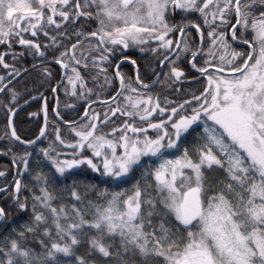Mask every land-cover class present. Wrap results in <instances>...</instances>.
Wrapping results in <instances>:
<instances>
[{
    "label": "snow or ice",
    "instance_id": "6c2138e0",
    "mask_svg": "<svg viewBox=\"0 0 264 264\" xmlns=\"http://www.w3.org/2000/svg\"><path fill=\"white\" fill-rule=\"evenodd\" d=\"M41 34L50 41L44 48ZM14 43L40 60L44 77H53L47 63L64 70L51 91L67 79L73 97L105 108H86L78 120L56 110L68 130L62 136L55 124L46 131L45 101L40 136L21 141L12 117L22 97L13 82L29 70L15 67V52L12 64L0 53V94L9 98L0 106L11 139L25 146L12 156L13 186L0 193L31 216L0 239V264H264V0H0V45ZM130 47L155 59L160 71L145 69L151 84L124 51ZM125 62L135 67L134 81ZM183 65L204 78L201 89L172 87L176 99L150 94L164 81L183 83ZM81 67L97 74L101 91L111 88L105 100L86 87ZM46 135L53 137L46 147L27 150ZM87 171L98 183L81 179ZM7 215L0 206V221ZM30 235L43 237L39 251Z\"/></svg>",
    "mask_w": 264,
    "mask_h": 264
},
{
    "label": "trees",
    "instance_id": "16d2710c",
    "mask_svg": "<svg viewBox=\"0 0 264 264\" xmlns=\"http://www.w3.org/2000/svg\"><path fill=\"white\" fill-rule=\"evenodd\" d=\"M197 23H199V20H196ZM233 22V21H232ZM82 24L88 23V22H81ZM94 29L96 27V24L91 25ZM69 27H72V25H69ZM202 27H204L202 25ZM251 32V30H249ZM54 34V33H52ZM26 39H32L33 37L26 33L25 34ZM188 38H195L197 44H199V37L198 33L192 30H189L188 32ZM174 39H180L179 34L174 37ZM249 39H251V36H249ZM37 42L41 44L42 48H44L45 45L49 44L50 41L48 38L44 37L42 34L37 39ZM74 42V41H73ZM94 43V42H93ZM86 46V45H85ZM151 47H155V42H151ZM233 47L237 50H242L238 44H233ZM128 55H131L132 58L137 60V64L140 65L141 68V79H144L145 83L151 84L152 79H155V77H152L151 79L146 78L145 76V69L148 73H151L152 71H160L159 68L156 67V61L153 59L152 54L148 52V49L145 48V52L141 53L139 47H130L127 50H124ZM15 52L16 55V63L15 67L20 68L23 66L24 68H31L28 71V74L23 76L22 78H19L16 82L13 83L14 87L18 92L21 94V99L19 100V104L25 102L31 97H39V100L30 104L28 107L23 109L21 112L17 114V116L14 119V127L16 129L17 134L25 139V140H31L35 138L42 128L43 124V100L47 101V109L49 112V122H48V131H52V126L55 124L61 129V134L64 136L67 133V127L60 123V121L55 117L54 112L55 110H60V115L63 116L66 120L73 119L78 120L80 117H83L84 110L87 108L88 104L85 103L84 99L81 96L73 97L72 95V87L68 83L67 79H64L61 83L60 87L56 89V92L50 90L51 87H56V84L61 81V77L64 75V70L60 69L55 63H47L45 64L46 67H48L51 72L53 73V77H44L41 69L39 67L40 60L38 58H34L32 55H30L23 47H21L18 43H14L11 47H5L3 45H0V53H8L6 56V62L9 64L13 63L11 53ZM207 52V47H205V53ZM23 53V55H21ZM51 58L49 57V60ZM151 61V63H149ZM33 65H37L35 69H33ZM198 66H202L198 65ZM107 67V66H105ZM184 70L186 72V78L183 83H177L175 85L172 84L170 81H164L163 85H157L153 88H151L149 91L157 92L160 94L163 90L164 94L167 95L168 99H176L177 93H173L171 91L172 87L176 88H182L184 91H190V92H197V90L201 89L202 86H204V78L199 77L198 73H196L195 70L190 69L188 65H183ZM122 71L126 74V78L135 80L136 70L133 65H131L128 62H125L121 65ZM166 71V69H165ZM113 72V69L109 68L108 75L111 77ZM40 73V74H38ZM80 73L84 78L85 84L87 88L93 89L94 92H100V99L105 100L107 98V93L111 91V88L105 87L101 91L100 87L98 85H94L92 82V77L97 75L95 72L92 71H85L83 67L80 68ZM5 70L2 66H0V75H4ZM200 79V83H193V78ZM54 78V79H53ZM99 84H103V80L101 79L99 81ZM43 85V86H41ZM164 85H167L168 87H164ZM116 87H118V83L116 84ZM133 87H135V84H133ZM79 83L77 84V91H81ZM127 94V93H126ZM7 97H4L2 94L0 95V104H7L8 103ZM93 99H96V97H93ZM111 103V101H109ZM18 104V105H19ZM105 108L104 104L97 103L91 108H89V111L95 110V111H101ZM35 114V115H33ZM105 131H108V129H105ZM68 138V137H66ZM53 139L52 136H47L35 146V148H28V151L35 152L40 147H46L47 144ZM25 150V146L21 145L19 142L14 141L10 137L9 129H8V122L6 119V113L5 108L3 106H0V172H4L5 176L0 177V187H4L5 183H7L10 187L13 186V181L15 178L14 171L16 170V167L12 163V156L15 154L16 156H20L23 154V151ZM34 160L37 159L36 157L33 158ZM32 167H35V164H32ZM33 174V177L34 178ZM94 175L90 171H87L83 176H81L82 180L85 181H93L98 183V181H94ZM212 177H221L222 173L213 171L211 173ZM32 178H27L29 181V189L31 190L32 184L30 183V180ZM22 182L25 181V178H21ZM151 183V182H149ZM101 190L103 189L104 185H101ZM131 184L123 185L122 188L128 190L127 194L131 195ZM118 191L120 189H117ZM23 195L29 196L30 198V192L25 191L23 192ZM91 199L95 203H98L100 205H103L105 202V198L101 197L99 200H96L95 196H90ZM61 203L65 205H69L71 203L70 198H65L61 201ZM0 206L5 207V211L8 214L7 219L5 221H1L0 223V239H3L5 236H8L14 229L19 231L22 229V226L27 224L31 216L30 214H25L20 211H17L14 206L13 202L7 198V196L3 193H0ZM56 206V205H54ZM79 206V205H78ZM90 235H96L95 232L90 233ZM43 237H36L33 238L31 235L28 237L29 241L31 242V246L36 248L39 251L38 246V240Z\"/></svg>",
    "mask_w": 264,
    "mask_h": 264
},
{
    "label": "water",
    "instance_id": "95a60500",
    "mask_svg": "<svg viewBox=\"0 0 264 264\" xmlns=\"http://www.w3.org/2000/svg\"><path fill=\"white\" fill-rule=\"evenodd\" d=\"M31 68H29L28 70H30ZM19 78H17V80H18ZM15 82V81H14ZM13 82V83H14ZM1 95V94H0ZM39 100V97H31V98H29L28 100H26L27 102H23V103H21V104H19L18 106H17V109H16V114L12 117V125L14 126V119H15V117L17 116V114L19 113V112H21L23 109H25L26 107H28L30 104H32V103H34V102H36V101H38ZM45 101L46 100H43V108H42V111H43V124H42V128L45 126V112H44V106H45ZM95 105V104H94ZM93 106V105H92ZM87 108H91V107H89V105L87 106ZM47 121L49 122V112H48V109H47ZM8 129H9V133H10V127H9V125H8ZM46 131H48V127H47V130ZM18 135V134H17ZM38 136H40V132H39V134L36 136V137H38ZM36 137L35 138H33V139H31V140H35L36 139ZM46 136H44V137H40V140L37 142V144H39L44 138H45ZM25 139H23V138H21V141H24ZM21 145H22V143L21 142H19ZM36 144V145H37ZM24 146V145H23ZM15 177H16V172H15Z\"/></svg>",
    "mask_w": 264,
    "mask_h": 264
},
{
    "label": "rangeland",
    "instance_id": "374dc122",
    "mask_svg": "<svg viewBox=\"0 0 264 264\" xmlns=\"http://www.w3.org/2000/svg\"><path fill=\"white\" fill-rule=\"evenodd\" d=\"M233 23H234V20H233ZM26 34V33H25ZM24 34V35H25ZM154 42V41H153ZM194 70V69H193ZM16 82V81H15ZM206 84V81L204 80V85ZM150 94H152L153 96H156V95H158V93L157 92H152V93H150ZM127 95V94H126ZM56 117V116H55ZM58 119V118H57ZM59 120V119H58ZM17 171V169L14 171V173ZM15 175V174H14ZM222 177H223V174H222ZM0 223H1V221H0Z\"/></svg>",
    "mask_w": 264,
    "mask_h": 264
}]
</instances>
